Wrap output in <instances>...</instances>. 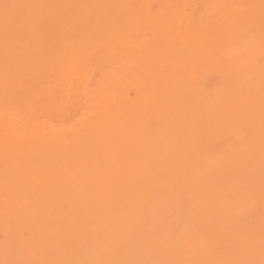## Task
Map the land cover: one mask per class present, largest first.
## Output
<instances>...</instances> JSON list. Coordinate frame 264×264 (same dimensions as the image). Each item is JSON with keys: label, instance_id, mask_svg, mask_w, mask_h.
Returning <instances> with one entry per match:
<instances>
[{"label": "bare ground", "instance_id": "obj_1", "mask_svg": "<svg viewBox=\"0 0 264 264\" xmlns=\"http://www.w3.org/2000/svg\"><path fill=\"white\" fill-rule=\"evenodd\" d=\"M0 264H264V0H0Z\"/></svg>", "mask_w": 264, "mask_h": 264}]
</instances>
